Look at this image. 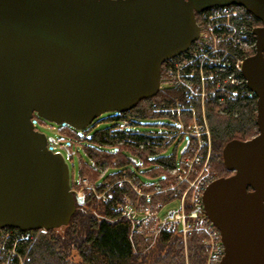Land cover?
Returning a JSON list of instances; mask_svg holds the SVG:
<instances>
[{
	"label": "water",
	"instance_id": "water-1",
	"mask_svg": "<svg viewBox=\"0 0 264 264\" xmlns=\"http://www.w3.org/2000/svg\"><path fill=\"white\" fill-rule=\"evenodd\" d=\"M226 4L262 24L242 70L257 133L225 143L231 174L205 188L203 208L220 232V264H264V0H0V229L65 226L83 202L35 115L82 130L131 110L159 92L162 63L198 37L194 15Z\"/></svg>",
	"mask_w": 264,
	"mask_h": 264
},
{
	"label": "built area",
	"instance_id": "built-area-1",
	"mask_svg": "<svg viewBox=\"0 0 264 264\" xmlns=\"http://www.w3.org/2000/svg\"><path fill=\"white\" fill-rule=\"evenodd\" d=\"M242 13L247 20L254 18L240 4L215 5L195 14L198 37L184 53L166 59L161 66L159 91L172 89L181 96L173 105L152 102L144 116L136 117L128 111L116 113L110 119L113 124L102 130L107 134L102 146L112 151L126 147L130 155L127 165L117 169L110 164L92 162L102 173L98 180L75 179L77 186L71 188L83 200L92 194L109 203L113 211L134 223L135 233L141 236L178 232L181 240L186 241L190 233H202L205 264H220L224 255L220 232L203 208L205 188L218 177L210 170L212 143L206 104L214 102L220 114H234L228 100L245 96L256 110L257 96L248 88L242 73L245 58L255 52L256 26L243 22L237 27L233 18ZM228 43L241 52L233 56V62H230ZM157 115L173 120L169 129L155 132L139 127L140 118ZM175 139L185 141L180 157L174 153L171 166L161 163L159 157ZM51 149L54 151L56 146L52 145ZM153 170L158 173L151 175ZM161 179L170 183L161 186ZM173 197L178 199V208L161 215L163 201ZM44 231L0 229V264H12L17 255L16 246Z\"/></svg>",
	"mask_w": 264,
	"mask_h": 264
},
{
	"label": "trees",
	"instance_id": "trees-1",
	"mask_svg": "<svg viewBox=\"0 0 264 264\" xmlns=\"http://www.w3.org/2000/svg\"><path fill=\"white\" fill-rule=\"evenodd\" d=\"M196 15L194 16L197 18ZM233 19L237 27L243 22L247 26L250 23L255 26L261 23L257 17L247 20L243 13ZM227 46L230 49V62H233V56H239L241 52L230 43ZM180 96L179 91L162 89L155 96L140 100L128 112L135 114L136 117L144 116L152 102L173 105ZM228 103L234 114H219L218 106L214 102L206 104L212 142L211 162L218 169V177L229 174L220 162L225 143L231 139H248L256 126V111L245 96L229 99ZM104 138H107V134L100 130L91 140L102 145L106 142ZM126 150V147L114 151H103L96 147L86 148L88 156L97 161L110 160L114 157V163L110 165L117 169L123 168L128 163L130 157L125 155ZM172 156V154H163L159 157V161L171 166L174 164ZM78 173L77 179L83 177L94 181L97 179V172L92 165L81 163ZM154 173L158 171L153 170L151 175ZM74 180L73 176H70L71 188L77 186ZM159 182L161 186L170 183L166 179H161ZM13 230L19 232L17 228ZM36 234L29 241L16 246L17 255L12 264H18V256L23 259V264H184V255L181 252L183 240L178 232H160L141 236L135 233L132 221L113 211L109 203L97 199L92 194L86 195L82 203L76 204V209L67 225ZM203 240V234L200 232H192L187 236L185 243H187L190 264H205ZM8 246H12V241Z\"/></svg>",
	"mask_w": 264,
	"mask_h": 264
},
{
	"label": "rangeland",
	"instance_id": "rangeland-1",
	"mask_svg": "<svg viewBox=\"0 0 264 264\" xmlns=\"http://www.w3.org/2000/svg\"><path fill=\"white\" fill-rule=\"evenodd\" d=\"M112 115H115L114 111L103 112L98 117H96L89 126H87L85 129H82V130L73 129L72 127L64 124L63 122L62 124H56L54 122H49V121H46L44 119H40L37 117L33 118V122H34L35 128L38 131L43 132L48 138L53 139V141L49 143V147L52 148V145L56 146V149H54V151H59L63 155V158L65 159L69 167L70 176H73L74 179H77L79 175L78 170H79V166L81 163L88 164V165H92V162L96 164H110L114 161L113 160L114 157L113 159H110V160L103 159V160L97 161L95 159H91L88 156L87 151H86L87 147H96L103 151H112L111 148L104 147L91 140L92 136L96 132H100V130L106 129L107 127L113 124V121L110 120L111 119L110 117H112ZM139 123H140L139 127L142 130L159 132V131H164V130L169 129L170 124H173V120L170 117L165 116V115H162V116L157 115V116L142 117L139 119ZM256 133H257V128L255 126L253 128L251 137L254 136ZM184 143L185 141L183 140L175 139L168 146V148L163 152V154L174 155V153H177V158H179L180 157L179 152L184 147ZM209 152L212 155V145H211V149ZM125 155L130 157L128 153ZM220 162L223 164L222 157H221ZM210 170L212 172H215L216 174L215 176H218V172H217L218 169L214 167V165H212L211 157H210ZM96 172H97L96 180H98V178L101 176L102 173L99 172L98 170H96ZM228 173L231 174V171H229ZM102 178H105V177H102ZM89 181H94V180H89ZM163 202H164V205L161 210V215H165L166 211H169L171 209L176 210L179 206L178 199L175 197H173L172 199L170 198L166 199ZM181 252L184 255V264H190L188 260L187 243H185V241H183V250ZM18 264H23L22 258L18 260Z\"/></svg>",
	"mask_w": 264,
	"mask_h": 264
},
{
	"label": "flooded vegetation",
	"instance_id": "flooded-vegetation-1",
	"mask_svg": "<svg viewBox=\"0 0 264 264\" xmlns=\"http://www.w3.org/2000/svg\"><path fill=\"white\" fill-rule=\"evenodd\" d=\"M261 25H262L261 23H260V24H257V26H261ZM34 117H35V116H34ZM34 117H33V118H34ZM35 129H36V128H35Z\"/></svg>",
	"mask_w": 264,
	"mask_h": 264
},
{
	"label": "bare ground",
	"instance_id": "bare-ground-1",
	"mask_svg": "<svg viewBox=\"0 0 264 264\" xmlns=\"http://www.w3.org/2000/svg\"><path fill=\"white\" fill-rule=\"evenodd\" d=\"M70 173V172H69Z\"/></svg>",
	"mask_w": 264,
	"mask_h": 264
}]
</instances>
